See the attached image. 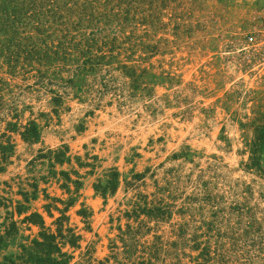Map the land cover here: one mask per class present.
Here are the masks:
<instances>
[{
	"label": "rangeland",
	"instance_id": "rangeland-1",
	"mask_svg": "<svg viewBox=\"0 0 264 264\" xmlns=\"http://www.w3.org/2000/svg\"><path fill=\"white\" fill-rule=\"evenodd\" d=\"M0 201V264L34 213L66 264H264V0H0Z\"/></svg>",
	"mask_w": 264,
	"mask_h": 264
},
{
	"label": "trees",
	"instance_id": "trees-1",
	"mask_svg": "<svg viewBox=\"0 0 264 264\" xmlns=\"http://www.w3.org/2000/svg\"><path fill=\"white\" fill-rule=\"evenodd\" d=\"M1 204L2 203L0 201V205ZM24 220H33L31 222L38 223L40 225L42 230H40L38 234L42 237V240L32 239L31 246L21 245V252L17 255L5 257L2 264H66V260L58 259V257L64 256V253H61L60 247L54 243L56 237L52 234H47L45 229H43L44 222L42 218L37 213H34L30 217L26 216ZM15 223L16 222H12L10 224L11 231L12 229H16ZM2 242H4V239L1 236L0 243ZM70 242L74 244V240L70 239ZM55 254L58 255L55 256Z\"/></svg>",
	"mask_w": 264,
	"mask_h": 264
}]
</instances>
